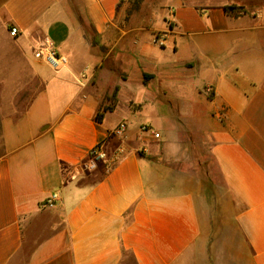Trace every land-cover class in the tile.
Listing matches in <instances>:
<instances>
[{
    "label": "crops",
    "instance_id": "1",
    "mask_svg": "<svg viewBox=\"0 0 264 264\" xmlns=\"http://www.w3.org/2000/svg\"><path fill=\"white\" fill-rule=\"evenodd\" d=\"M127 4L0 0V264H264V0Z\"/></svg>",
    "mask_w": 264,
    "mask_h": 264
},
{
    "label": "built area",
    "instance_id": "2",
    "mask_svg": "<svg viewBox=\"0 0 264 264\" xmlns=\"http://www.w3.org/2000/svg\"><path fill=\"white\" fill-rule=\"evenodd\" d=\"M11 35L15 36L19 33L16 26L10 29ZM155 42L161 46L166 43V34L164 32L158 33L155 37ZM36 58L44 60L55 70L60 69L67 63V57L59 52L55 47L50 37L46 36L40 46L34 50ZM128 125L125 121L120 122L113 130V135L120 139L126 138ZM141 130L144 132H150L154 137L159 138L160 134L156 132L149 124H143ZM126 153V148L123 145H118L112 152H108L103 148L102 144H99L92 148L89 152L88 158L85 162L81 163L79 170L88 172L94 170L98 166L99 161L106 162L108 168L113 167ZM57 196L53 195L47 199L44 205H53Z\"/></svg>",
    "mask_w": 264,
    "mask_h": 264
},
{
    "label": "rangeland",
    "instance_id": "3",
    "mask_svg": "<svg viewBox=\"0 0 264 264\" xmlns=\"http://www.w3.org/2000/svg\"><path fill=\"white\" fill-rule=\"evenodd\" d=\"M167 0H128V4L125 7V11L134 12L140 11L143 13H149L152 17L156 16L161 18L165 16V20L169 18L171 5L165 4ZM165 13V14H164ZM41 60V59H40ZM47 63V62H46ZM48 64V63H47ZM41 82L36 79L23 87L14 97L8 98L4 104L0 102V121L4 115L13 113L16 109L23 110L30 101V98L34 91L41 87ZM0 152H1V140H0Z\"/></svg>",
    "mask_w": 264,
    "mask_h": 264
},
{
    "label": "trees",
    "instance_id": "4",
    "mask_svg": "<svg viewBox=\"0 0 264 264\" xmlns=\"http://www.w3.org/2000/svg\"><path fill=\"white\" fill-rule=\"evenodd\" d=\"M226 9L229 11H233L234 9H237V7L236 6H227Z\"/></svg>",
    "mask_w": 264,
    "mask_h": 264
}]
</instances>
